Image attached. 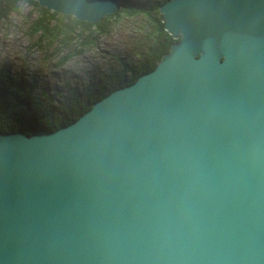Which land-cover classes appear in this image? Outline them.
Wrapping results in <instances>:
<instances>
[{
    "label": "water",
    "instance_id": "water-1",
    "mask_svg": "<svg viewBox=\"0 0 264 264\" xmlns=\"http://www.w3.org/2000/svg\"><path fill=\"white\" fill-rule=\"evenodd\" d=\"M34 1L90 23L121 3ZM158 12L177 41L151 70L0 132V264H264V0Z\"/></svg>",
    "mask_w": 264,
    "mask_h": 264
},
{
    "label": "trees",
    "instance_id": "trees-1",
    "mask_svg": "<svg viewBox=\"0 0 264 264\" xmlns=\"http://www.w3.org/2000/svg\"><path fill=\"white\" fill-rule=\"evenodd\" d=\"M163 1L121 0L116 12L90 23L68 14L46 10L34 0H2L0 19L6 18L9 13L19 14L21 6L28 5L35 12L27 24L28 32L37 34L39 39L56 47L78 44L75 53L81 52L105 34L110 19H145L151 30L147 31L143 50L133 55L135 59L120 62L117 68H111L113 70L99 77L96 85L84 90L68 88L58 96L42 89L39 94H34L32 86L24 84L7 71H0V132L20 130L29 135L38 129L52 131L76 119L95 100L112 89L129 84L141 73L151 70L160 55L168 50L172 42L177 41L162 27L158 5ZM71 54L62 55L57 61L58 66Z\"/></svg>",
    "mask_w": 264,
    "mask_h": 264
},
{
    "label": "rangeland",
    "instance_id": "rangeland-1",
    "mask_svg": "<svg viewBox=\"0 0 264 264\" xmlns=\"http://www.w3.org/2000/svg\"><path fill=\"white\" fill-rule=\"evenodd\" d=\"M34 15L30 6L22 5L19 14L0 19V71L32 86L34 94L45 89L59 96L68 88L84 90L96 85L111 68L135 59L133 55L143 50L151 30L145 19H110L105 34L75 53L78 44L61 48L31 35L27 24ZM67 53H72L70 58L58 66V59Z\"/></svg>",
    "mask_w": 264,
    "mask_h": 264
},
{
    "label": "bare ground",
    "instance_id": "bare-ground-1",
    "mask_svg": "<svg viewBox=\"0 0 264 264\" xmlns=\"http://www.w3.org/2000/svg\"><path fill=\"white\" fill-rule=\"evenodd\" d=\"M2 2V1H1ZM0 5H1V3H0ZM170 35V34H169Z\"/></svg>",
    "mask_w": 264,
    "mask_h": 264
}]
</instances>
